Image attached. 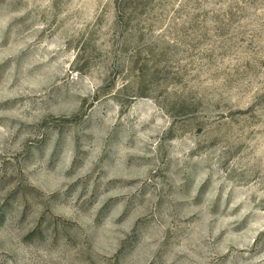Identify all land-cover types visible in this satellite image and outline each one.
Segmentation results:
<instances>
[{
    "label": "rangeland",
    "instance_id": "1",
    "mask_svg": "<svg viewBox=\"0 0 264 264\" xmlns=\"http://www.w3.org/2000/svg\"><path fill=\"white\" fill-rule=\"evenodd\" d=\"M0 264H264V0H0Z\"/></svg>",
    "mask_w": 264,
    "mask_h": 264
}]
</instances>
